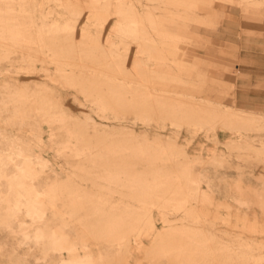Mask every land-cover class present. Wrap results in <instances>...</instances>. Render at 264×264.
I'll return each instance as SVG.
<instances>
[{
	"label": "rangeland",
	"instance_id": "obj_1",
	"mask_svg": "<svg viewBox=\"0 0 264 264\" xmlns=\"http://www.w3.org/2000/svg\"><path fill=\"white\" fill-rule=\"evenodd\" d=\"M263 46L264 0H0V264H264Z\"/></svg>",
	"mask_w": 264,
	"mask_h": 264
},
{
	"label": "crops",
	"instance_id": "obj_2",
	"mask_svg": "<svg viewBox=\"0 0 264 264\" xmlns=\"http://www.w3.org/2000/svg\"><path fill=\"white\" fill-rule=\"evenodd\" d=\"M246 53L256 54L255 51H252V52L247 51ZM254 59L261 62L263 64L262 68L264 69V46L261 50L257 52V54L254 56Z\"/></svg>",
	"mask_w": 264,
	"mask_h": 264
}]
</instances>
